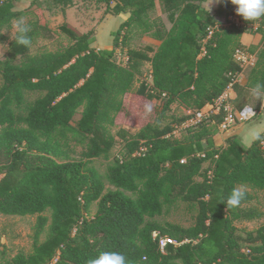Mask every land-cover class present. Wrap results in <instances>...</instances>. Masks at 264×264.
<instances>
[{"label":"trees","instance_id":"1","mask_svg":"<svg viewBox=\"0 0 264 264\" xmlns=\"http://www.w3.org/2000/svg\"><path fill=\"white\" fill-rule=\"evenodd\" d=\"M73 1L32 0L21 8L15 0H0V43L9 41L8 55L0 59V214L37 215L32 251L12 258L0 252V264H86L102 251L119 252L128 264H264V225L256 230L237 225L263 216L251 202L264 190V147L255 142L244 149L237 135L217 146L211 124L220 125L223 112L177 138L175 126L190 115L170 114L173 106L201 109L229 88L238 94L236 107L250 104L238 97L251 101L250 90L264 84V17L221 25L204 41L207 28L232 11L231 0H220L214 13L207 12L210 0H99L115 1V13L129 14L112 48L96 49L92 32L64 23L60 30L69 43L33 55V45L54 35L46 10ZM158 2L169 27L153 16ZM21 16L31 29L30 48L8 35ZM250 23L258 24L261 45L242 42L245 32L254 31ZM138 33L160 44L126 48L130 35ZM118 48L129 57L126 65L115 59ZM240 50L256 56L246 86L237 80L244 69L236 58ZM147 61L152 81L137 88ZM31 93L38 96L30 101ZM126 96L161 102L155 118L134 133L119 125L129 112ZM260 107L261 102L255 106ZM117 138L125 154L115 156L103 176L91 161L107 156ZM71 140L86 143L89 159L69 156ZM237 186L245 198L228 209L221 196L226 199ZM95 202V214L87 217ZM178 202L196 210L193 224L156 219ZM154 231L178 243L162 252Z\"/></svg>","mask_w":264,"mask_h":264},{"label":"rangeland","instance_id":"2","mask_svg":"<svg viewBox=\"0 0 264 264\" xmlns=\"http://www.w3.org/2000/svg\"><path fill=\"white\" fill-rule=\"evenodd\" d=\"M32 0H15L18 7L27 8L30 6ZM115 1H112L110 5L105 2H101L99 0H74L72 4L65 6L69 7L68 12H66V20L67 24L77 30L78 32H83L88 29L87 20L90 17H94L96 19L103 20L105 15L111 10H114ZM65 10V9H64ZM46 19L52 30L54 32L53 37L51 38H42L39 42L32 46V54H38L43 51H56L63 46H66L69 43L68 36L60 30L61 22L57 18V16L50 15L48 12L45 14ZM153 16H161L164 22L170 23L167 18V15L163 13L159 15L158 12H155ZM222 23H225L224 18H220ZM244 20V19H242ZM246 21V20H244ZM95 22V20H94ZM92 34L95 32V28L92 29ZM13 29L8 31V35L11 38L13 35ZM12 39V38H11ZM151 38L146 34H131L126 48H135V49H144L146 45L150 44L148 40ZM9 50V41L0 43V59H5L8 55ZM122 54L125 53L122 50ZM148 71L147 64L145 63L143 68V74L141 78L137 79V88H140L142 82L145 81L144 78ZM3 85V77L0 72V88ZM38 96V93H31L28 95V100H33ZM248 95H242L240 100L243 103H250L253 106H257L260 102L259 100L247 101ZM126 103L128 104V114L126 117L121 120L119 123L120 126L127 128L131 132H136L148 121H152L155 116L159 113L161 108V102L158 100H141L136 102L135 99H130L129 96H126ZM229 102L234 104L231 99ZM151 103L153 105V110L151 113H147L145 110V104ZM235 106V104L233 105ZM236 108V106H235ZM239 109V108H237ZM82 112V108L78 111L74 124H77V120L80 118ZM184 112L183 108L173 106L170 111V114H178L181 115ZM259 114L257 113L256 117L253 120H247L244 123L254 124L255 121H258ZM240 122L232 125L231 127L239 124ZM243 123V122H242ZM175 136L177 138H182L187 134L188 129L197 128L194 125H183L179 124L175 126ZM214 134H216L219 129L213 130ZM69 156L73 159H89L87 157V149L86 143H80L76 140H71L67 147ZM125 143L122 139L117 138V141L114 147L111 149L110 153L105 156H99L92 159L91 165L94 166L103 176L106 175L107 169L110 161L115 157H121L125 154ZM251 205L257 207L262 213L263 216L260 219L248 220L238 222L237 225L240 228H246L248 230H256L260 226L264 225V190H260L255 192V199L251 202ZM97 210V202L93 203L90 210L86 212L87 217H92ZM46 214L50 215V212ZM196 216V210L189 206L186 203L178 202L170 208L165 210V213L161 216H157L156 219L161 222L169 221L172 223H177L183 226H190L194 223ZM37 223V215H27V216H13V215H2L0 214V252L4 253L6 258H12L19 252H23L29 254L32 251L33 245V235L35 232V226ZM48 234V228L44 231L41 236V239L44 240ZM1 258V253H0Z\"/></svg>","mask_w":264,"mask_h":264},{"label":"clouds","instance_id":"3","mask_svg":"<svg viewBox=\"0 0 264 264\" xmlns=\"http://www.w3.org/2000/svg\"><path fill=\"white\" fill-rule=\"evenodd\" d=\"M214 2V0H213ZM212 2V3H213ZM236 7V14L240 15L246 21H256L264 17V0H231ZM212 5V4H211ZM211 5L207 8V12H211ZM13 35L11 38L17 45L27 48L31 47V38L27 35L31 31L30 26L21 16L12 24ZM251 95L257 101L261 102V108H264V84L257 83L251 90ZM253 105L245 104L240 110V115L245 121L253 120L257 113L254 111ZM147 113H151L153 105L145 104ZM241 145L244 149L251 148L252 144L259 142L264 147V122L255 121L253 125L240 131ZM246 192L242 187H233L227 198L221 196L220 202L226 204L228 209L236 208L245 198ZM86 264H128L126 257L116 251H102L98 256L89 258Z\"/></svg>","mask_w":264,"mask_h":264},{"label":"crops","instance_id":"4","mask_svg":"<svg viewBox=\"0 0 264 264\" xmlns=\"http://www.w3.org/2000/svg\"><path fill=\"white\" fill-rule=\"evenodd\" d=\"M81 1H84V0H81ZM212 2H213V0H210L209 2H207V5L210 6L212 4L211 10L214 13L216 7L218 6V4L220 2V0H214V2L213 3ZM66 6H68V5H66ZM68 10H69V7L60 6L59 8H57L54 11L46 10V12H48L50 15H53L55 17L57 16V18L61 22V24H60V26H61L62 24L67 23L66 12H68ZM157 12L159 15L163 14L159 2L157 3ZM128 16H129L128 13H115L113 10H111V12H108L105 15V18L103 20L96 19L94 17H90L87 20L88 21L87 22L88 29L81 32V33H89L92 31L93 28H95V32L92 34L94 37L93 46L96 49L112 48L113 47V40H114V33L119 29L122 22H124L128 18ZM94 20H95V22H94ZM165 23L168 27L171 25V23H168V24H167V22H165ZM219 23H222V21H219ZM49 26H50V24H49ZM257 27H258V24H255V23L249 24V28L254 30V31L253 32H245L241 36V40L245 45H247V46L261 45L262 40H263V35L257 31ZM147 36L150 37L149 35H147ZM148 41L150 42V44H148V45L153 46L155 49L160 44V41L153 39V38H151ZM150 54L152 55L153 53H150ZM145 63L147 64L148 71L146 73V76L142 77V78L145 79V82H151L152 81V65H151V62H148V61ZM145 63H144V65H145ZM143 68H144V66H143ZM248 69H249V67L244 68L243 71H241L237 76V80L244 86H246V84L248 82V78H247ZM141 76H139V78H141ZM136 83H137V81H136ZM135 86L137 87V85H135ZM225 96L228 99H231V101L233 102V100L238 96V94L233 88H229L226 91ZM239 100H240V97H238V101ZM237 108L238 107H236V109ZM258 114H259L258 121L264 122V108L260 107L258 110ZM251 125H253V124H247V123L243 122V123H239V124L229 128L228 130L224 131V130H222L220 125L214 126V122H212L211 126H213V130L219 129V131L216 134H214V139H215L216 145L219 147L225 146L226 140L229 136L237 135L240 137V131L244 128L251 126ZM13 216H18V215H13Z\"/></svg>","mask_w":264,"mask_h":264},{"label":"built area","instance_id":"5","mask_svg":"<svg viewBox=\"0 0 264 264\" xmlns=\"http://www.w3.org/2000/svg\"><path fill=\"white\" fill-rule=\"evenodd\" d=\"M236 7L237 6H233L232 11L230 12V14L228 15V17L226 18L225 23H218L216 26H209L207 28V36L204 39V41H207L208 38H210L215 30V28L221 26V25H230L232 23H236V24H241L242 23V16L237 15L236 14ZM122 50L121 48H118L115 52V59L117 61V63L122 64V65H126L129 57L127 55V53L122 54ZM236 58L237 60L240 61V63L242 64L243 68H247L250 67L252 65H254L255 61H256V56L253 53H249L246 50H240L237 52L236 54ZM226 93V92H225ZM225 93L223 96H221L218 100H216L213 103H209L206 106H204L201 109L198 110H187L184 109L185 112L189 113L190 117L189 119L183 124V125H194L197 126L199 125L204 119L212 116L213 114H218L223 112V120L220 123V127L222 128V130L226 131L229 128H231L232 125L240 122H245L244 118L240 115V110L243 109H236L231 102H229V99L225 96ZM251 105V104H249ZM254 111L256 113H258L257 109L254 107ZM142 150H144V148H142ZM185 159H182V162H184ZM153 236L154 238L158 241V245L161 249L162 252H165L167 246L169 244H177V240L166 236V235H161L158 231H154L153 232Z\"/></svg>","mask_w":264,"mask_h":264}]
</instances>
